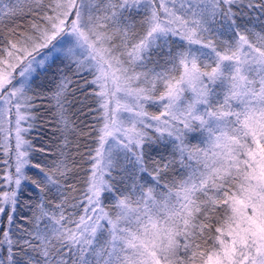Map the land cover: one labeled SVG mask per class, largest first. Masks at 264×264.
<instances>
[{
    "label": "snow or ice",
    "instance_id": "1",
    "mask_svg": "<svg viewBox=\"0 0 264 264\" xmlns=\"http://www.w3.org/2000/svg\"><path fill=\"white\" fill-rule=\"evenodd\" d=\"M242 8L264 14V0H0V133L5 157L15 154L0 182L9 225L0 264H264V28L241 24ZM20 16L32 19L21 28ZM217 23L227 39H214ZM174 38L185 43L173 49ZM165 48L157 71L153 57ZM57 60L89 73L98 105L92 172L80 211L68 215L77 204L64 151L33 163L23 135L38 70ZM66 84L62 74L54 97L64 130ZM197 131L203 146L187 139ZM156 143L172 144L184 169L162 185L174 161L153 160L149 172ZM121 156L155 187L133 178L117 188ZM29 182L41 195L17 235L13 214Z\"/></svg>",
    "mask_w": 264,
    "mask_h": 264
},
{
    "label": "trees",
    "instance_id": "2",
    "mask_svg": "<svg viewBox=\"0 0 264 264\" xmlns=\"http://www.w3.org/2000/svg\"><path fill=\"white\" fill-rule=\"evenodd\" d=\"M262 14L258 9L242 8L241 14L238 19L241 24H249V27L259 31L264 28L262 23ZM32 18L30 16H20L16 19L15 23L19 24L23 28ZM215 34L214 39H219L220 34H223V39H227L231 33L225 31L219 23L214 25ZM139 30V29H137ZM185 42L174 38V43L169 47L175 49L179 45ZM167 48L153 57L154 63L152 67L160 70L157 64L164 65ZM66 63V62H65ZM62 74H66L67 84L66 92L64 95L67 100L64 105V111L68 121V128L65 129V125L59 123L58 117L55 111L56 100L55 93L59 86V80ZM92 77L88 72L77 73L75 71H69L64 64L57 60V66H54L47 72H43L42 69L38 70L37 79L35 85H33L34 92V104L35 107L31 110L34 116V121H31V128L24 133L25 139H27L33 146V151L30 153V158L33 159V163L36 160L44 158L47 161L50 158L55 157L61 150L65 153V159L69 163L70 167L74 169V184L75 191H70V199L75 198L77 204L76 208L69 209L65 212L80 211L79 200L84 198V190L86 189V179L92 172L93 161L92 156L95 155L94 149L98 146L96 133L92 130L96 125L98 119L97 116V103L94 94V85L91 84ZM217 91H220V87L217 86ZM151 111H155V108H150ZM23 127H27V122L23 124ZM86 132L87 135H81V132ZM205 133L202 135L199 131L188 134V141L190 144L203 143ZM14 145V143H10ZM44 149L45 151H40ZM149 159V172H151L152 161H158L160 164H168L169 161H174L173 164L167 169L165 173V179L161 181V185L165 183L169 178L178 176L184 171L180 164L179 153L176 152L175 147L172 144H168L167 147L156 143L151 146L148 152ZM8 159V165L4 164V160ZM14 151L9 152L8 156L4 154V142L3 135L0 133V182L3 180V175L8 171H14ZM119 168L116 169L112 176L115 177V185L117 188L126 189L129 186L134 187L133 178H135L136 184L146 185L152 183V177L147 174H142L135 166L132 159L120 157ZM27 171V170H26ZM38 170L32 169L28 172V175L34 178L37 177ZM154 175V173H153ZM105 179H109L106 175ZM4 185L0 183V189H3ZM23 194L19 198L16 211L13 214L12 232L17 235L22 234L23 229L30 228L33 220L34 213L36 211V204L39 202L40 193L30 182L26 185H22ZM58 202V201H57ZM111 204V201L107 202ZM49 207H54L50 204ZM43 223V222H42ZM9 228L6 215H0V229L7 230ZM17 229L20 232H17ZM5 253L0 251V257H3Z\"/></svg>",
    "mask_w": 264,
    "mask_h": 264
},
{
    "label": "rangeland",
    "instance_id": "3",
    "mask_svg": "<svg viewBox=\"0 0 264 264\" xmlns=\"http://www.w3.org/2000/svg\"><path fill=\"white\" fill-rule=\"evenodd\" d=\"M192 47L194 48V49H196V48H200V46L199 45H192ZM202 52H209V50L208 49H203V48H201L200 49ZM42 51H47V49H45V50H42ZM186 95H190V93L189 94H186ZM3 107V105L2 104H0V108H2ZM10 119H12L13 121H14V119H15V116H14V114L13 115H11L10 116ZM25 122H22V127H23V124H24ZM7 127H11V128H13V133H12V139L10 140V143H14L15 141H14V123L12 124V125H6V128ZM206 136H207V134L205 133V135H204V138H203V143H200L202 146L204 145V143H205V139H206ZM106 176V175H105ZM105 176H104V179H105Z\"/></svg>",
    "mask_w": 264,
    "mask_h": 264
}]
</instances>
